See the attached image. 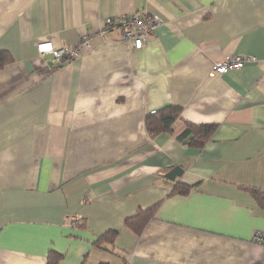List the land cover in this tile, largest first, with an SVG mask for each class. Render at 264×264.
Listing matches in <instances>:
<instances>
[{"label":"crops","instance_id":"0c3cea01","mask_svg":"<svg viewBox=\"0 0 264 264\" xmlns=\"http://www.w3.org/2000/svg\"><path fill=\"white\" fill-rule=\"evenodd\" d=\"M137 13L161 22L139 50L105 25ZM0 50V264H264V0H0ZM232 55L257 59L212 75ZM166 106L181 117L150 138ZM185 122L217 128L198 150Z\"/></svg>","mask_w":264,"mask_h":264},{"label":"trees","instance_id":"16d2710c","mask_svg":"<svg viewBox=\"0 0 264 264\" xmlns=\"http://www.w3.org/2000/svg\"><path fill=\"white\" fill-rule=\"evenodd\" d=\"M12 62L11 55L4 50H0V69L5 65ZM181 117V108L177 106H166L159 110L152 111L145 116V128L150 138H155L162 132L169 133L171 131V124ZM217 124L215 123H201L194 124L185 122V129L179 135L178 139L186 144L188 147L201 150L208 141L212 138ZM178 174L181 175V170H178ZM190 187L176 183L173 185L172 193L186 194ZM250 193L258 200L264 203V194L256 189H251ZM159 206V203L147 209H140L135 215L127 218L124 222L125 226L135 234H139L142 228L146 225L149 219H151ZM80 226V224H78ZM117 236V231L108 230L98 236L93 245L99 248L109 247L111 250L114 247V242ZM46 264H61L60 255L50 251L46 258ZM99 264H106L101 262Z\"/></svg>","mask_w":264,"mask_h":264},{"label":"built area","instance_id":"2783aa9c","mask_svg":"<svg viewBox=\"0 0 264 264\" xmlns=\"http://www.w3.org/2000/svg\"><path fill=\"white\" fill-rule=\"evenodd\" d=\"M160 23L156 15L146 13H137L128 17H109L105 20V25L109 28H120V38L131 44L135 50L143 47L145 40L152 36L154 29ZM83 42L86 44V37ZM37 49L40 54H50L56 63L64 59L75 60L80 54L78 48L53 47L49 41L39 42ZM256 59L253 56L232 55L213 63L211 73L214 76H221L229 70L242 68L245 63L255 62ZM253 239L264 244V233L255 232Z\"/></svg>","mask_w":264,"mask_h":264}]
</instances>
